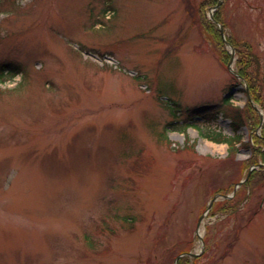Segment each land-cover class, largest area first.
Returning a JSON list of instances; mask_svg holds the SVG:
<instances>
[{"label": "rangeland", "instance_id": "rangeland-1", "mask_svg": "<svg viewBox=\"0 0 264 264\" xmlns=\"http://www.w3.org/2000/svg\"><path fill=\"white\" fill-rule=\"evenodd\" d=\"M199 1L0 0V264H174L202 251L199 219L246 177L251 151L230 158L201 136L234 135L222 113L246 96L194 21ZM224 12L264 85V0ZM241 190L234 212L219 198L204 219L191 264H264V181Z\"/></svg>", "mask_w": 264, "mask_h": 264}, {"label": "trees", "instance_id": "trees-1", "mask_svg": "<svg viewBox=\"0 0 264 264\" xmlns=\"http://www.w3.org/2000/svg\"><path fill=\"white\" fill-rule=\"evenodd\" d=\"M228 0H225V2ZM219 0H202L193 5V11L197 12L194 16V21L202 28L207 38L212 42L213 47L218 52L220 60L223 64L227 65L230 61V53L226 50L225 43L221 36L218 26L207 18V11L217 5ZM191 8V9H192ZM215 20L224 24L222 7L215 13ZM228 41L237 50L238 60L236 63V69L242 76L244 82L249 87L251 99L264 107V91L263 82L261 79V63L259 57L254 53L252 46L246 41H237L233 37L228 36ZM5 68L0 67V78H4ZM236 80V79H235ZM238 81V80H237ZM247 93V92H246ZM231 106V110H232ZM244 115V123L240 117V113ZM233 118V126L235 127V135L227 137L222 133L214 135L204 134L206 138L219 143H228L230 149V158H233L238 152L240 147H247L251 150L252 156L249 160L244 161V168L247 170L250 166L257 165L259 162L264 163V127L262 133L259 135L256 133L259 127V117L253 108L251 101L248 102L244 109L235 108L234 113L230 114ZM245 125L248 131L251 133V139L247 142L243 141V135L238 133V130ZM256 178H260L264 181V168L255 170L251 176L249 182L245 185L246 188L253 189ZM239 195V194H237ZM236 199V197H235ZM234 199V200H235ZM229 200L225 202L221 209L223 212H234L235 202ZM188 260H182L180 264H187Z\"/></svg>", "mask_w": 264, "mask_h": 264}, {"label": "water", "instance_id": "water-1", "mask_svg": "<svg viewBox=\"0 0 264 264\" xmlns=\"http://www.w3.org/2000/svg\"><path fill=\"white\" fill-rule=\"evenodd\" d=\"M221 30H222V29H221ZM222 32H223V30H222ZM228 46H229V47L232 49V51H233V48L231 47V45L228 44ZM229 68L232 70L231 64H230ZM232 71H233V70H232Z\"/></svg>", "mask_w": 264, "mask_h": 264}]
</instances>
